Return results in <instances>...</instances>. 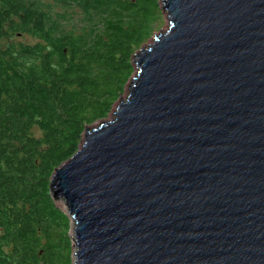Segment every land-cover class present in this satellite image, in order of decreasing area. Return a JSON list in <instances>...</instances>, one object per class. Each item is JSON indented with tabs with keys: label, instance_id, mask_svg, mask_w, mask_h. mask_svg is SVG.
<instances>
[{
	"label": "water",
	"instance_id": "obj_1",
	"mask_svg": "<svg viewBox=\"0 0 264 264\" xmlns=\"http://www.w3.org/2000/svg\"><path fill=\"white\" fill-rule=\"evenodd\" d=\"M112 119L52 176L74 264H264V0H161Z\"/></svg>",
	"mask_w": 264,
	"mask_h": 264
},
{
	"label": "trees",
	"instance_id": "obj_2",
	"mask_svg": "<svg viewBox=\"0 0 264 264\" xmlns=\"http://www.w3.org/2000/svg\"><path fill=\"white\" fill-rule=\"evenodd\" d=\"M159 1L0 0V264H71L52 176L115 111Z\"/></svg>",
	"mask_w": 264,
	"mask_h": 264
},
{
	"label": "rangeland",
	"instance_id": "obj_3",
	"mask_svg": "<svg viewBox=\"0 0 264 264\" xmlns=\"http://www.w3.org/2000/svg\"><path fill=\"white\" fill-rule=\"evenodd\" d=\"M159 5H160V11L157 12V16L156 18H154V27H155V31H154V36H157L159 35L160 33L162 32H165L168 28V18H167V14L162 10V2L159 1ZM53 6H54V9H55V12H58L59 14H65V13H70V11H66L62 6L60 5H57L55 2L53 3ZM72 11L76 12V15L75 17L73 18L72 20V23L74 25L78 24L81 22V19L82 17L79 16V13L81 11L79 10H75L73 9ZM72 14V13H71ZM160 26V27H159ZM153 36V37H154ZM153 37L152 39H149L145 46H147L148 44H151L153 42ZM24 41H31V42H34L33 39H28V38H25ZM144 47V46H143ZM136 72H137V68L135 67V74L134 76L136 75ZM133 76V77H134ZM128 94V88L126 89L125 93L123 94L122 96V99H125L126 96ZM121 100V99H120ZM120 100L118 101V103L120 102ZM117 103V105H118ZM116 105V106H117ZM113 117V114H111V116L109 118H107L106 120H109V119H112ZM104 121V120H103ZM98 125V124H97ZM96 124L92 127L94 128L95 126H97ZM56 207L63 213L66 215L68 221H69V226L64 230H58L55 235L56 236H60L62 233H63V230H64V233L63 235H65L67 233V236L70 238L71 240V255H70V259H71V264H74L76 262V256H75V253H76V242H75V238H74V221L71 217V214H70V211H69V208L66 204L65 201H62V200H57L56 201ZM69 229V230H68Z\"/></svg>",
	"mask_w": 264,
	"mask_h": 264
}]
</instances>
